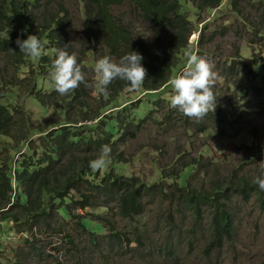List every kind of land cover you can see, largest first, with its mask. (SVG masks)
I'll return each instance as SVG.
<instances>
[{
    "label": "trees",
    "instance_id": "16d2710c",
    "mask_svg": "<svg viewBox=\"0 0 264 264\" xmlns=\"http://www.w3.org/2000/svg\"><path fill=\"white\" fill-rule=\"evenodd\" d=\"M68 1L0 0V139L10 140L3 144L4 152L0 155V251L2 232L10 230L11 223L19 233L32 239L57 235L72 243L66 230L68 220L61 216L64 209L68 219H76L77 228L94 236L91 241L98 247L97 233L88 226H94V221L74 217L71 211H93L90 215L97 220V226L107 231L100 224L106 219L96 215L97 210H117L120 221L133 225L144 213L145 198L154 196L183 206L192 212L196 224L202 222L207 210L211 218L209 246L222 247L236 235L231 211L236 196L246 202L257 196L264 207V191L255 183L262 172L246 171L244 160L222 173L213 162L204 160L203 152L196 157L179 152L171 165L155 170L158 178L148 182L127 170L129 157L122 148L150 124L171 129L181 125L198 135H225L243 113L233 112L238 106L256 100L264 109V45L255 49L258 42L253 41L251 58L238 54L224 63L223 74L235 79L228 82L227 88L233 96L227 97L226 102L224 92L215 87V110L196 121L172 108V95L167 97L173 94L170 78L183 69L189 50L195 51L191 43L194 22L184 12V0H86L83 29L88 49L79 50L72 41L74 22ZM191 1L198 11L214 12L246 0ZM259 3L264 7V0ZM124 7L129 11L117 16L115 10ZM240 14L248 32L264 42V15L256 22L247 21L244 13ZM225 32L223 29L220 33ZM29 35H37L44 44L39 57L20 52L17 39L22 41ZM65 45L77 55L90 86L82 83L70 94L60 95L49 73L56 49ZM133 50L143 57L141 63L147 71L143 84L133 89L128 82L116 79L107 86L106 93L102 91L96 62L104 56L119 61ZM210 52L202 44L197 54ZM6 72L13 74L11 83ZM140 94L147 100L140 98ZM12 97H16V105L8 102ZM29 100H34L52 118L44 122L29 107ZM247 113L250 121L255 113ZM252 129L257 134V129ZM260 143L259 150L250 155L251 163L264 155V138ZM103 145L111 147L107 165L93 171L89 162L101 154ZM14 152L18 154L14 156ZM199 174L201 187L194 185ZM167 183L173 189L170 194ZM170 219L174 225V216ZM115 226L116 223L104 239L113 240L119 248L129 246L130 235L118 232ZM169 229L168 234L175 232L174 228ZM132 235L141 244L144 237L137 229H133ZM21 239L29 244V251H20L13 263L34 264L35 258L38 263L47 261L49 256L40 247L36 250L30 243L32 239Z\"/></svg>",
    "mask_w": 264,
    "mask_h": 264
},
{
    "label": "rangeland",
    "instance_id": "374dc122",
    "mask_svg": "<svg viewBox=\"0 0 264 264\" xmlns=\"http://www.w3.org/2000/svg\"><path fill=\"white\" fill-rule=\"evenodd\" d=\"M85 1L69 0L67 2L74 22L72 41L77 50L88 49L83 29ZM183 2L184 12L194 22L191 43L194 44L196 53L202 44L210 49L211 52L203 56L214 64V71L218 74L215 87L218 91L224 92L227 102V97L233 96L232 92L227 90L228 82L235 79L223 74L224 63L238 54L251 58L253 52L250 45L253 41L258 42L255 49L264 45L263 41H259L248 32V27L239 16L240 12L244 13L247 21L250 19L259 22L264 15V7L260 5L259 0H246L234 6L227 4L222 10L201 12L195 9L191 0ZM128 11L129 9L124 7L116 9L115 13L117 16H123ZM223 29L226 35L220 33ZM90 56L94 58L93 54ZM5 76L8 83H11L13 74L6 72ZM170 89L169 87L168 90ZM171 95L172 93L167 97ZM140 96L147 100L144 94ZM249 99L250 96L247 97V100ZM8 102L16 105V97H12ZM28 105L35 110L39 118L45 119L44 122L52 118V115L49 116L34 100H29ZM260 108V103L256 100L251 104L238 106L233 112L243 113L240 119L230 126V132L225 135L212 132L198 135L194 131L188 132L181 125L171 129V126L150 124L142 130L137 139L130 141L122 148L124 154L129 157L130 163L127 170L142 180L151 182L153 178H158L155 170L171 165L177 153L184 152L196 157L199 152H203L204 160L213 162L212 165L219 168L222 173L245 160L248 164H245L246 171L264 174V164H262L264 155L252 163L249 159L250 155L259 150L260 141L264 138V109ZM247 112L255 113L250 116V121ZM252 127L257 129V134ZM8 142H10L9 139H0V155L4 152L3 144ZM160 149L163 151L160 152ZM17 154L18 152H14V156ZM201 176V174L196 175L194 185L202 186ZM165 187L169 194L173 191L169 183L165 184ZM145 199L147 202L144 213L133 225L120 221L117 210L113 212L97 210L96 215L106 219L103 222L100 221V224H103L107 231L97 226V220L90 215L94 213L93 211L89 209L71 211L74 217L81 216L83 220L94 221V226H91L92 224L88 226L91 227V231L97 233L96 239L100 244L98 247L91 241L94 236L77 228L75 218L68 219L66 209L61 212V216L64 220H68L66 230L73 238L72 243L57 235L32 239L30 235L19 233V229L11 223L10 230L4 229L2 232L0 262L15 264L13 259L16 254L20 251L28 252L29 244H25L21 239L26 238L32 239L30 243H33L36 250L40 247L43 253L49 256L47 261L42 263H38L39 259L35 258L34 264H264V207L257 196L247 202L241 196L233 199L231 211L235 217L236 235L232 240H226L222 247L216 248L209 246L212 241L211 218L207 210L203 214L202 222L196 224L192 212L170 199L163 200L158 196ZM171 216H174V225L170 219ZM114 223L118 232L130 235L132 242L129 246L123 245L119 248L117 244H113V240L104 239L110 235ZM169 228H174L175 232L168 234ZM133 229H137L144 237L141 239V244L132 235Z\"/></svg>",
    "mask_w": 264,
    "mask_h": 264
},
{
    "label": "clouds",
    "instance_id": "9594fccd",
    "mask_svg": "<svg viewBox=\"0 0 264 264\" xmlns=\"http://www.w3.org/2000/svg\"><path fill=\"white\" fill-rule=\"evenodd\" d=\"M20 52L30 57H39L44 44L37 35H29L27 39L16 41ZM69 46L56 49V58L53 61V70L49 77L54 82L55 90L60 95L70 94L84 83L90 86L85 73L78 63L77 55L68 51ZM143 57L137 51H131L119 61L110 56L100 58L95 64L98 73V83L101 90L107 92V86L116 79L124 80L133 89H138L147 77V71L142 65ZM218 74L214 71V64L210 59L189 50L183 69L170 78L169 84L173 90L170 99L171 107L179 110L185 116L196 121L202 120L209 111H214L217 105V96L214 92ZM111 147L103 145L101 154L89 162L93 171H98L107 165L106 157L110 156ZM264 164V163H262ZM261 191H264V174L255 180Z\"/></svg>",
    "mask_w": 264,
    "mask_h": 264
}]
</instances>
